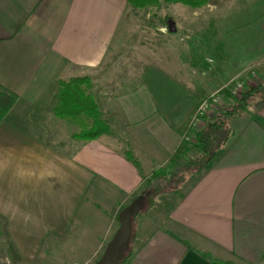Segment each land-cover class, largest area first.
I'll list each match as a JSON object with an SVG mask.
<instances>
[{
  "label": "crops",
  "instance_id": "obj_1",
  "mask_svg": "<svg viewBox=\"0 0 264 264\" xmlns=\"http://www.w3.org/2000/svg\"><path fill=\"white\" fill-rule=\"evenodd\" d=\"M154 8L0 0V85L19 98L0 124V264H95L145 180L185 157L204 99L238 74L264 77V0H212L182 8L193 22L168 15L150 29L126 21ZM154 41L168 49L162 70ZM78 77L92 79L111 131L95 141L52 114L59 82ZM230 125L171 209L134 230L128 264H264V103Z\"/></svg>",
  "mask_w": 264,
  "mask_h": 264
},
{
  "label": "trees",
  "instance_id": "obj_2",
  "mask_svg": "<svg viewBox=\"0 0 264 264\" xmlns=\"http://www.w3.org/2000/svg\"><path fill=\"white\" fill-rule=\"evenodd\" d=\"M211 1L212 0H127L131 6L141 10L157 7L162 3L182 4L192 9H199L208 5ZM92 88L93 82L89 77L72 78L68 81L61 80L59 82L56 102L52 109V114L56 118L65 121L78 130L73 135V138L79 141H95L111 133L109 126L100 112ZM259 93L264 96V84L245 90L239 102H228L227 106L223 108L214 119L208 122L205 128L195 134L200 156H198L197 159H192L183 164L174 161L169 171L162 170L155 172L150 178L145 180L141 194L146 193L147 199H152L162 192V188L165 189L167 181H171L170 183L173 181H181V179L184 181L186 179L184 173L187 174V172L193 170V168L196 174L201 173L206 166L216 159L219 152L235 135L230 125L231 121L236 117H241L243 111L248 107V100ZM18 99L17 94L0 85V124L13 109ZM126 157L138 166V163L134 160L129 151L126 152ZM173 184L175 183L173 182ZM178 185H180V183ZM149 203V206L152 207L153 202ZM124 208H122V210ZM138 216H140V212L134 216V222L138 219ZM132 239L119 264H128L133 257L134 248ZM208 259H210L213 264H237L233 261L225 262L213 260L209 256Z\"/></svg>",
  "mask_w": 264,
  "mask_h": 264
},
{
  "label": "rangeland",
  "instance_id": "obj_3",
  "mask_svg": "<svg viewBox=\"0 0 264 264\" xmlns=\"http://www.w3.org/2000/svg\"><path fill=\"white\" fill-rule=\"evenodd\" d=\"M182 8H185L186 10H188V8L186 6L181 5V4H165V3H162L160 6H157V8H154L152 10L138 11V12H136V14H130L127 16L128 18L126 21L128 23H131V25L139 24L141 29L142 28L145 29L147 27L150 29V27L152 28V26L153 27L164 26L166 16H168V15L175 22H178V21L180 22V20L181 21H187V22H193L194 19L191 16H188L189 15L188 13L183 14ZM156 33H158V32H156ZM154 37L157 38L155 35H154ZM172 38H177V37L172 35ZM157 39H161V37H159ZM154 42H155V45H154L153 49L155 50V57H156V59H155L156 62H155L154 67L162 70V69H164L163 67L165 64L162 63V61L159 59V57L163 56L164 50L166 51L167 48L165 46L159 47L158 46L159 43H157L156 41H154ZM192 53L193 52H190V54H192ZM205 57H212V56L206 55ZM256 75H257V73L255 71H250L248 73L246 72L245 74L236 75L231 80V82L229 83V88H230L229 91L230 92L228 94L224 93L222 95L216 94L215 98L218 101V103L216 105V109L209 112V114L202 120V123H200L198 125V127L195 128L194 130L199 129L198 131H200L201 129L205 128L206 124H208V122H210L212 119H214L223 110V108H225L227 106L228 102H239V100L242 98L243 93L248 88H254V87H258L259 85H263L264 84V77H259V75L258 76H256ZM237 83H239V85H242V90L238 93H235V87H237ZM210 97H212V96H210ZM210 97L204 99V101L209 99ZM263 103H264V96L261 93L257 94L256 96L251 97V99L248 100V107L245 109V111H243V115H251V114H254V112H258L260 106ZM62 124H64V126H66V128H67V129L62 128V130L78 131L74 126H72L66 122L65 123L63 122ZM195 134H193L194 138L196 137ZM189 143L191 145L188 148L186 155L184 154L185 157L180 158L179 161H177V162L183 164V163L188 162L192 159H197L198 156H200V152H199L198 147H197L196 139L193 141L192 140L189 141ZM193 170H194V168H193ZM193 170H189L187 172V174L184 173V176L186 178L184 181H182V179H181V181H177V182L173 181L175 184H173V182L170 183L171 181H167L166 182L167 186L165 187V189L162 188V192L160 194L156 195L155 197H153L152 199H149V200L146 197V199L143 203L142 209L140 210V216H138V219H136L135 222L133 223V233H134V230H136L135 236H137V234H138L137 231H138V227L140 226V224L144 223L147 220V218L150 219L151 217H153L154 212H161V214H164L171 209V204H170L171 201L168 200L167 196L168 195H174V196H176L175 199H177L178 195H181V193H182V187H184L188 182L192 181L193 179H195L197 177L198 174H196ZM179 183H180V185H178ZM149 202H153L152 208L149 206L150 205Z\"/></svg>",
  "mask_w": 264,
  "mask_h": 264
},
{
  "label": "water",
  "instance_id": "obj_4",
  "mask_svg": "<svg viewBox=\"0 0 264 264\" xmlns=\"http://www.w3.org/2000/svg\"><path fill=\"white\" fill-rule=\"evenodd\" d=\"M174 23L170 22V31H174ZM147 197L146 193L140 194L119 213L120 227L112 240L108 243L103 256L95 264H119L128 248L133 235L134 216L140 212Z\"/></svg>",
  "mask_w": 264,
  "mask_h": 264
},
{
  "label": "built area",
  "instance_id": "obj_5",
  "mask_svg": "<svg viewBox=\"0 0 264 264\" xmlns=\"http://www.w3.org/2000/svg\"><path fill=\"white\" fill-rule=\"evenodd\" d=\"M242 90V85L237 83V87H235V93H238ZM216 95L210 97L209 99L205 100L197 109L194 118L191 123V128L195 129L198 127L202 120L209 114V112L216 109V105L218 103L217 99L215 98ZM191 141V139H190ZM193 141V140H192Z\"/></svg>",
  "mask_w": 264,
  "mask_h": 264
}]
</instances>
